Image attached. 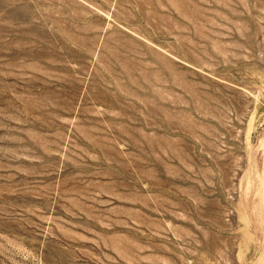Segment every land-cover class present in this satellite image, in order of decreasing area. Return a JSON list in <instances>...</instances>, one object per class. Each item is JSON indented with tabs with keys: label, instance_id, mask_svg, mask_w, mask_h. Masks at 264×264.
<instances>
[{
	"label": "rangeland",
	"instance_id": "1",
	"mask_svg": "<svg viewBox=\"0 0 264 264\" xmlns=\"http://www.w3.org/2000/svg\"><path fill=\"white\" fill-rule=\"evenodd\" d=\"M0 264H264V0H0Z\"/></svg>",
	"mask_w": 264,
	"mask_h": 264
}]
</instances>
